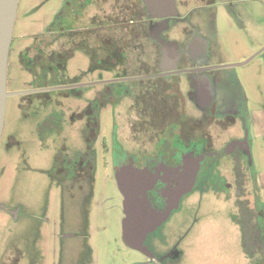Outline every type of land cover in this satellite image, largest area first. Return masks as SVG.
Returning a JSON list of instances; mask_svg holds the SVG:
<instances>
[{"label":"flooded vegetation","instance_id":"1","mask_svg":"<svg viewBox=\"0 0 264 264\" xmlns=\"http://www.w3.org/2000/svg\"><path fill=\"white\" fill-rule=\"evenodd\" d=\"M215 1L175 0L177 13L159 16L146 0H43L24 31L17 7L8 61L13 53L27 79L17 89L7 82V91L26 107L40 150L52 152L48 177L60 186L90 182L99 149L120 194L121 230L127 217L119 174L132 185L127 192L146 201L148 216L170 208L138 250L146 264L178 256L176 248L157 252L151 234L180 207L187 193L175 203V192L197 165L195 187L212 180L221 155L249 152L245 134L217 146L208 131V121L247 124L239 92L230 89L236 76L218 67L225 62L217 45L192 18ZM249 229L264 241L257 234L264 224Z\"/></svg>","mask_w":264,"mask_h":264},{"label":"rangeland","instance_id":"2","mask_svg":"<svg viewBox=\"0 0 264 264\" xmlns=\"http://www.w3.org/2000/svg\"><path fill=\"white\" fill-rule=\"evenodd\" d=\"M42 1L19 0L20 31L35 22L37 15L29 14ZM248 4L249 0H216L192 17L214 40L224 64L242 62L260 50L253 51L255 30L247 14L238 12ZM227 71L239 80L230 89L239 92L237 103L243 112L255 106L256 99L264 103V49ZM25 79L27 73L11 53L9 89L23 87ZM17 99L7 98L0 137V264H146V256L122 239L121 198L109 156L97 150L90 182L58 185L47 174L52 152L40 150L32 136L33 121ZM192 111L200 115L197 108ZM207 126L217 146L248 133L239 120L222 128L213 121ZM262 143L249 153L221 155L212 180L186 192L180 207L151 234L157 252H179L163 264H264V241L255 242L256 232L249 229L264 224V190L256 172H264ZM257 234L264 237L263 230Z\"/></svg>","mask_w":264,"mask_h":264},{"label":"water","instance_id":"3","mask_svg":"<svg viewBox=\"0 0 264 264\" xmlns=\"http://www.w3.org/2000/svg\"><path fill=\"white\" fill-rule=\"evenodd\" d=\"M18 4L19 0H0V137L4 125L6 99L12 94L7 91V65ZM146 4L148 6V11L152 15L164 16L177 13L175 0H146ZM262 49L258 50V52L242 62L226 63L218 67L227 68L243 65L252 59L257 53L262 51ZM245 138L247 139V147L250 152V141L248 139L247 131H245ZM197 166V172L195 171L196 168L194 169L193 167V171L196 172V175L192 176L184 185L178 188L177 192H175V203H178L179 198L183 193H186L195 187L196 180L200 173L199 164ZM121 175L122 174H119L117 176V183L120 191L125 196L123 205L127 217L123 221L122 239L129 247L142 251L144 250L143 239L146 237V234L167 218L170 208L165 211L155 212L152 216H148L145 212L146 208L144 206L146 201L142 198L138 202L135 193L131 195V193L127 192L132 185L129 182H123ZM144 192L145 191H142L141 194L143 195ZM130 222L133 225L129 224ZM130 227L139 228V232L133 233L130 231Z\"/></svg>","mask_w":264,"mask_h":264},{"label":"crops","instance_id":"4","mask_svg":"<svg viewBox=\"0 0 264 264\" xmlns=\"http://www.w3.org/2000/svg\"><path fill=\"white\" fill-rule=\"evenodd\" d=\"M251 1H253V4H251ZM238 12L243 15L247 14L249 27L255 30L254 38L251 41L253 42V51L264 49V0H249L247 9L244 10L243 7H240L238 8ZM256 25L259 28H256ZM256 103H254L255 106L245 112L248 138L251 137L249 141L250 148L252 147V149L256 147L261 148L263 145L262 140H264V103L262 100L259 102L257 99ZM256 172L258 173V176H256L259 185L264 190V172Z\"/></svg>","mask_w":264,"mask_h":264}]
</instances>
